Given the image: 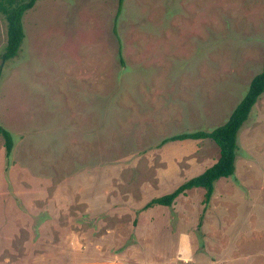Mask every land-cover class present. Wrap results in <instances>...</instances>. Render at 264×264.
I'll list each match as a JSON object with an SVG mask.
<instances>
[{"label": "rangeland", "instance_id": "1", "mask_svg": "<svg viewBox=\"0 0 264 264\" xmlns=\"http://www.w3.org/2000/svg\"><path fill=\"white\" fill-rule=\"evenodd\" d=\"M36 0L1 61L0 264H264V91L210 200L174 190L264 60V0Z\"/></svg>", "mask_w": 264, "mask_h": 264}, {"label": "trees", "instance_id": "2", "mask_svg": "<svg viewBox=\"0 0 264 264\" xmlns=\"http://www.w3.org/2000/svg\"><path fill=\"white\" fill-rule=\"evenodd\" d=\"M35 2L36 0H0V14L4 17L6 23V43L1 54V61H7L17 55L25 36L23 29V16L26 11L32 8ZM122 3L123 0H117V10L112 23V33L116 36V38L118 37L117 18L120 14ZM118 43V57L120 63L123 64L120 41ZM263 91L264 60L260 70L251 78L246 92L236 103L234 108L229 113L227 119L222 124L214 126L208 130L198 129L193 131H184L163 138L159 142V146L174 140L204 138L212 139L219 148V157L203 172L185 180L174 190L160 196L153 197L146 202L144 207H150L154 204L169 206L173 203L178 195L193 187H202L205 189L204 202L207 203L212 196L214 182L221 177L233 175L235 170L238 131L243 122L248 118L251 108ZM0 135L3 138L5 155L8 158L10 157L14 142L13 135L1 124Z\"/></svg>", "mask_w": 264, "mask_h": 264}]
</instances>
